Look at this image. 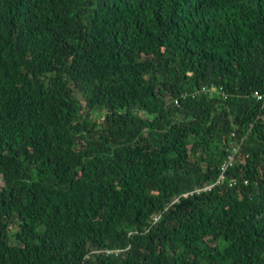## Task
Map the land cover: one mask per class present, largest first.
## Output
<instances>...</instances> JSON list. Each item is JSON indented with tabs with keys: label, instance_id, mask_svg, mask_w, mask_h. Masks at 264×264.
<instances>
[{
	"label": "trees",
	"instance_id": "1",
	"mask_svg": "<svg viewBox=\"0 0 264 264\" xmlns=\"http://www.w3.org/2000/svg\"><path fill=\"white\" fill-rule=\"evenodd\" d=\"M0 264H264V0H0Z\"/></svg>",
	"mask_w": 264,
	"mask_h": 264
},
{
	"label": "built area",
	"instance_id": "2",
	"mask_svg": "<svg viewBox=\"0 0 264 264\" xmlns=\"http://www.w3.org/2000/svg\"><path fill=\"white\" fill-rule=\"evenodd\" d=\"M197 92H200V93H216V92H218V93H220L219 90L215 86H213V85L203 86L199 90H197L196 93ZM254 97H255L256 100H260V96H259V94L257 92L254 93ZM174 103L175 104H178V101L175 100ZM233 151L235 153L237 151V148H235ZM231 163H232V156H229L228 159H227V161L220 168L221 174H220L217 182H219V180L222 178L223 173L225 172L226 168L231 165ZM209 188H210V186H207V187H204L203 189H200L198 191H206ZM185 196H187V194Z\"/></svg>",
	"mask_w": 264,
	"mask_h": 264
}]
</instances>
